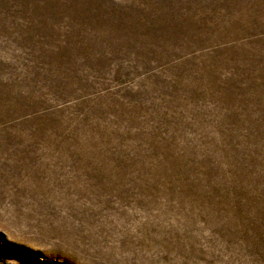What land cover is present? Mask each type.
Instances as JSON below:
<instances>
[{"label":"rangeland","instance_id":"rangeland-1","mask_svg":"<svg viewBox=\"0 0 264 264\" xmlns=\"http://www.w3.org/2000/svg\"><path fill=\"white\" fill-rule=\"evenodd\" d=\"M0 264H264V0H0Z\"/></svg>","mask_w":264,"mask_h":264}]
</instances>
